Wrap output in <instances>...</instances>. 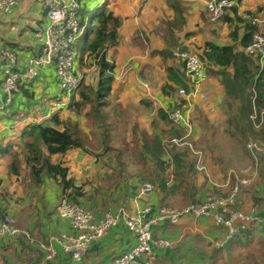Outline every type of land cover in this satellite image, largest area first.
Wrapping results in <instances>:
<instances>
[{
	"label": "crops",
	"instance_id": "1",
	"mask_svg": "<svg viewBox=\"0 0 264 264\" xmlns=\"http://www.w3.org/2000/svg\"><path fill=\"white\" fill-rule=\"evenodd\" d=\"M180 1L186 7V12L193 14H191V17L189 16V21L192 18L194 22L195 15H197L196 12L201 10L204 5L206 6L209 0H197L198 2H193V0ZM26 2L28 5L31 4V0H26ZM124 2H126L127 6V16L123 26L120 28L118 44L112 46L108 54L111 59H115L118 62V67L115 73L114 90L106 111H110L111 115L116 117V120H119L120 127H123L124 131L126 130L125 136L127 142L132 139L133 135L137 136L138 134L141 136L144 132L149 135L156 132L165 137L167 135L165 131L170 126L160 117V114L162 110L164 111V108H171L174 105L178 95L176 92L164 91L163 85L168 80V67L174 68L175 65H182L181 59L174 53L175 48L179 45L188 50L198 51L194 47V42L198 41L203 44V39L199 41L197 39L199 37L194 34L190 37L186 36L185 33L189 30L184 29L179 39L176 33H174L178 42L177 44L169 43L170 35L169 33H165V20L168 16L172 17L173 15L171 6L172 2L175 3L173 0H148L143 3V6L142 2L139 3L138 0H125ZM39 6L40 13L44 18L38 20L35 27H32V25H28L24 29L15 27L17 30L15 34H12L9 26L13 24L12 20L5 18V16L24 17L25 13L21 8V0L14 12L5 15L0 14L4 15L0 16V32L2 33L3 30L1 37L3 44L1 48L10 47L17 51L20 56L19 66L23 69L25 68L27 59L30 56L38 54L41 48L40 42L35 37V32L45 30L49 22L41 1L39 2ZM263 9L264 0H242L238 4L237 16L246 17L248 11L258 12V10ZM260 13L261 15L259 16L263 15L264 19V14ZM227 16H232L234 19L237 18L233 11ZM147 32L151 34L152 41L146 37ZM159 32L163 34L161 35ZM209 36L207 39H212L221 45L231 43L227 31L218 33L217 35L211 33ZM31 37L36 43V47L27 44ZM164 52L168 53L164 54ZM155 67L156 70H159L158 72H156ZM208 69L209 65L206 63V79L202 85L205 97L194 99L191 115L195 124L194 117L197 118L195 110L196 108H200L202 114L205 113V118L208 117L211 124L215 121V117L220 122L226 124V116L218 108L219 106L222 107V104L224 105L225 88L221 83V78L216 74H211ZM145 80L153 83H149V89L143 88L145 87ZM184 80L187 84L186 87H188L186 73ZM57 81L55 68L52 66L44 67L38 78L32 81L35 82L34 87L31 86L33 87L34 98L24 96L20 93L21 89L15 94L14 101L7 110L8 112L4 111L0 113V130L8 128L7 131L2 132L8 140L13 135H19L25 122L21 121V125L16 124L19 121H16L15 117L10 116L13 111H34L32 112V118L27 119L35 122L49 116L51 112L45 114L44 110H41V107L43 101L49 98L50 92L55 91V87L58 88ZM23 82L28 83L31 81ZM2 93L0 82V94ZM154 99H159L161 107L157 114H153V106L148 105L149 103L152 104ZM40 103L41 107L39 108L38 105ZM55 103L53 105L57 107ZM33 105H36L35 110ZM51 105L50 100L48 106L50 107ZM209 109L212 111L209 112ZM39 112L42 116L39 115ZM73 119L78 120V117L73 114ZM82 119L83 121L80 120V122L84 126L83 131L89 136L90 140L95 135L97 140H100L98 141L99 145L96 146V149L88 147L87 144L85 149H73L68 152L64 159L77 176L78 184L82 185V182L89 181L100 182L99 185L103 186L102 182H106L104 187L106 189H100L101 193L94 199L92 198V192H95V188L93 187L89 189L86 187V195L80 199L82 205L92 213L94 220L100 221L105 217L107 212L114 213L122 206L134 214L145 208H151L149 216L154 217L163 205L182 207L187 205L192 200V197L203 200L208 196L209 189L214 186L211 183L207 184L203 182L202 177L199 176L195 184L196 189L193 192H187L186 187L172 188V191L168 189L166 192L157 188V190L151 193L140 196L139 190L143 183L139 180V176L132 172L133 170L142 169L144 165L137 157L135 149L128 146L129 148L126 147L127 151L122 153L121 156H118L120 153L115 147L105 152V147L102 144L103 137L102 135L99 136L102 127L95 128L85 117H82ZM141 122L145 126H142ZM196 123H199V120ZM195 126L193 139L198 142L197 140L202 133V128H200V125L198 127L197 125ZM94 131L96 134H94ZM0 145L6 146L2 143ZM208 155L212 156L211 153ZM208 155L206 153V160L214 178L217 181L222 180L223 178L218 173L221 170L218 168L226 170V165L229 164L228 160L218 159L217 161V158H214L216 163H222L221 167L219 164L210 163ZM216 155L218 156V154ZM147 162L150 166L153 165L149 160ZM13 177L17 181L20 178L15 175ZM45 183L48 182L34 183V187L41 194V203L34 204L36 211L35 214H29L31 219H25L19 215L24 211L21 207L19 210L15 207L8 213L17 218V222L21 227L30 230L34 234L37 243L21 244L17 240H14V238L1 237L0 264H113L115 257L130 250L137 243L136 235L123 221H119L104 237L90 245L86 256L82 260H74L54 239L56 235L73 232L69 220L62 218L56 210L59 203L57 198L61 195V189L55 186V193L50 198L42 194V192H46L44 189ZM258 188H242L235 207L246 210L255 208L258 214L263 216L264 210H260L257 207L254 199L255 195L259 192ZM86 196L89 197V200L85 199ZM262 218L264 220V217ZM251 229L254 231V240L257 239L261 243V247H259L257 252H251L252 250L248 246L252 243H249L244 235L239 237V240H226L225 230L222 227L216 226L208 217L196 218L187 215L183 216L177 223L160 220L153 225V240L168 238L175 241V246L172 249H161L153 241L152 251L154 259L148 262L149 259L143 256L138 258L136 264H239L240 261H242V264H264L263 222H259L251 227ZM40 242L52 244L57 250L56 255L51 259L47 258L46 251L39 247L38 243Z\"/></svg>",
	"mask_w": 264,
	"mask_h": 264
},
{
	"label": "trees",
	"instance_id": "2",
	"mask_svg": "<svg viewBox=\"0 0 264 264\" xmlns=\"http://www.w3.org/2000/svg\"><path fill=\"white\" fill-rule=\"evenodd\" d=\"M124 1L82 0L81 15L83 17L82 26H84V31L74 47L78 55L77 64L79 69L88 67L91 63L96 65L98 73L96 81L88 83L85 81L86 78H84L80 87L69 97L59 90V86L58 88L55 87V91H51L50 95H48L49 101L51 100L52 105L55 102L56 105H63L49 114L50 107L46 106V103L44 104L45 101H43L44 112L45 114L48 113L49 116L38 122L31 119L28 120L27 118L30 117L22 118L18 114V110L13 111L10 116L15 117L16 121H25L17 141L21 151L11 144L0 145V157L8 156L10 159L8 165L10 175H15L19 178L22 174L21 165H24L35 183H42L46 179L54 181L61 189V200L67 198L82 205L80 199L86 195L87 185L85 184V187L83 184H78L77 176L64 159L71 150L85 149L86 144L92 143L80 124L82 117H85L94 127L107 128L102 140L105 152L115 147L119 150L120 154L118 156H121L122 153L127 151L128 146L135 149L137 157L144 166L142 169L133 170L132 173L139 176V180L142 183L153 182L156 185L155 190L159 188L161 191L166 192L168 189L172 191V188L186 187L187 192H193L196 189L195 184L199 176L202 177L203 182L207 184L210 182L208 175L197 167V158L191 148L188 145L178 146L172 141L173 138L183 136L184 127L172 121L165 111H161L160 117L169 126L172 125L170 130L166 129L165 134L167 135L165 137L156 132L152 135L144 132L141 136L136 133L137 136L133 135L129 142L126 141V130H121L119 120H116V117L112 116L110 111H106L114 90L115 73L118 67V62L115 59H111L108 54L111 47L118 44L120 28L123 26L127 16V6ZM138 1L139 3L142 2L143 6V3L148 0ZM173 1L175 2L171 4L173 15L172 17L168 16L165 20V33L170 35L169 43L177 44L174 33L179 39L184 29L189 30L185 33L186 36L190 37L194 34L199 37L197 38L199 41L203 39V44L196 41L194 42V47L209 65L208 71L211 74L218 75L225 88L224 104H226V109L223 111L226 116L225 132L228 135H233L234 138L236 135H240L243 140L246 138H249V140H264V126L256 129L250 117L254 108L253 88H255L256 92V105L259 108H264V69L261 72L259 71L257 58L246 50V47L252 42L253 33L259 28L257 25L252 24V18L261 15L260 12L264 14V9L258 10V12L248 11L246 17L237 16L238 4L242 0H235L237 5L234 6L232 11L237 16L236 19L226 15L216 22H210L207 6L204 5L201 10L196 12L197 15H195V21L193 22L192 18L189 21V16L191 17L192 13L186 12V7L182 5V2L180 0ZM95 2H98V8L96 9L94 8ZM208 23L211 25L209 31L207 30ZM224 31L229 33L230 44L221 45L212 39H207L211 33L217 35ZM159 34L162 35L163 33L159 32ZM146 37L152 41L149 32H147ZM166 53L168 52H164V54ZM181 61L182 65H175L174 68L168 67V80L163 85L164 91L169 90L171 93H177V86H187L184 80L185 62L182 59ZM34 84L35 82L32 81L28 83L22 82L20 93L28 98H34V91H32ZM148 105L153 106V103ZM72 113L78 117V120L73 119ZM201 114L200 108H196L195 115L197 118L194 117L195 125L197 127L200 125L202 131H204L208 127L209 118L206 117L205 123L203 122L202 124V122L200 123ZM197 120H199V123H196ZM116 131L121 132L120 139L123 141L111 144L112 139L118 136ZM94 134H96L95 131ZM114 134H116L115 137H113ZM192 142L196 148L204 152V162L208 166L204 147H201L193 138ZM246 151L252 158L247 144ZM19 153L23 154V159L19 158ZM147 160L152 162L153 165L150 166ZM252 161L254 162L253 158ZM258 165L256 181L250 185H241V189L250 187L254 189L264 185L263 153L258 156ZM172 166L175 177L173 182L168 184L166 180L167 174ZM208 168L214 178L209 166ZM222 172V180L213 179L219 184L225 183L229 176V170L223 169ZM216 191L220 192V189L216 188ZM255 196L257 207L263 210L264 195L260 196L258 193ZM195 201H202V199L192 197L189 203ZM56 210L58 211V206ZM4 217V214H0V219ZM262 222L264 226V220ZM243 235L249 243L254 241V231L251 228L231 240L238 239ZM14 240L21 244L30 243L23 236H19Z\"/></svg>",
	"mask_w": 264,
	"mask_h": 264
},
{
	"label": "built area",
	"instance_id": "3",
	"mask_svg": "<svg viewBox=\"0 0 264 264\" xmlns=\"http://www.w3.org/2000/svg\"><path fill=\"white\" fill-rule=\"evenodd\" d=\"M20 0H0V13L10 14L19 5ZM43 9L48 19L45 30L36 31L35 37L40 42L41 48L38 54L27 59L25 68H21L20 56L17 51L10 47H2L0 51V80L3 93L0 94V113L8 109L14 101V96L21 89L23 81H33L42 73L44 67L55 68L58 86L68 97L76 91L83 79L84 72L77 70L78 55L75 50V43L84 31L81 15L82 0H41ZM235 0H209L206 3L209 20L216 22L228 15L234 6ZM252 24L259 28L253 33L252 42L246 47L249 54L257 58L259 71L264 69V19L253 17ZM175 55L184 60L185 73L188 87L177 88L178 98L171 108H164L169 118L184 127V134L180 138H173L172 141L178 146L188 145L197 158V167L204 171L214 186L221 188V192L209 194L202 201L191 202L182 207L163 205L158 214L149 216L151 208H145L137 213H131L124 206L116 212H107L100 221L93 218L92 213L83 205L62 199L58 205V213L62 218L69 220L73 229L72 233H65L54 236V239L61 248L76 260H82L90 245L104 237L110 229L119 221H123L128 228L136 235L137 243L128 251L115 257L113 264H136L138 258L147 257L151 262L154 259L152 242L161 249H172L175 241L168 238H157L153 240V225L160 220H168L177 223L183 216L196 218L208 217L213 223L225 230L226 240H231L263 221L261 215L255 208L249 210L236 208L237 198L241 185H250L258 177V156L264 154V140L251 139L247 148L254 159L253 171L248 176H240L230 170L225 183L219 184L212 179L210 170L204 162V152L195 147L192 142L195 124L191 115L194 99L205 97L202 85L206 79V63L198 51L188 50L181 46L175 49ZM146 88L150 85L145 83ZM254 92V108L251 119L256 129L264 126V108L256 105V92ZM153 114L159 112L160 104L157 99L153 100ZM63 104H57L56 108ZM56 108L50 112H54ZM173 166L167 174V182L171 184L174 180ZM153 182H144L139 190V195H146L155 190ZM226 188V189H225ZM18 238L23 236L30 243L37 240L30 230L21 227L17 219L12 215H6L0 219V238ZM39 247L46 251L47 258H53L57 250L52 244L46 242L38 243Z\"/></svg>",
	"mask_w": 264,
	"mask_h": 264
},
{
	"label": "rangeland",
	"instance_id": "4",
	"mask_svg": "<svg viewBox=\"0 0 264 264\" xmlns=\"http://www.w3.org/2000/svg\"><path fill=\"white\" fill-rule=\"evenodd\" d=\"M40 1L31 0V4L28 5L26 0H21V8L23 9L25 16L24 17L5 16V18H9L10 20H12L13 24L9 25L12 34L17 33L16 28H23L24 29L28 25H32V27H35L37 21L44 18V16L41 15V13H40V6H39ZM193 2H198V1L193 0ZM95 3L96 4H94V8L96 9V8H98V2H95ZM193 4L195 5V3H193ZM0 14H3V13H0ZM4 15H0V16H4ZM258 17L263 18V15L258 16ZM209 28L211 29V25L208 23V25H207L208 31H209ZM2 34H3V30H2V33L0 32V48L3 44V40L1 39ZM222 38H224V37H222ZM219 40L223 41L222 39H219ZM27 44L29 46L34 45V47H36V43L33 41L32 37L30 38L29 42H27ZM78 48H79V45H78ZM91 64L82 70L84 72V78H86L85 81L88 83H90L91 81L95 82L97 79V74H98L97 69H96V65H94L93 63H91ZM76 68H77V70L79 69L78 67H76ZM155 70H156V67H155ZM143 71H145V69H143ZM158 71L159 70H156V72H158ZM151 73H152V71H151ZM152 75H153V73H152ZM155 75H157V73H155ZM153 78H155V77H153ZM144 82L145 83L148 82V84L149 83L153 84L152 82L146 81V80ZM143 88H145V87H143ZM59 90H60V88H59ZM45 103H46V106L49 105V98H47V100L44 102V104ZM40 105H41V103L38 105L39 108L41 107ZM225 105L226 104H224V105L222 104V107H220V106L218 107L221 112H223L224 109H226ZM35 106L33 105L34 110H35ZM54 108H56L55 105L50 106V109H54ZM42 109L44 110L43 106L41 107V110ZM211 111L212 110L209 109V112H211ZM32 112H34V111L27 112L25 110V111H18V114L22 118H27V117L32 118V115H30ZM204 114H201L202 115V117L200 119L201 122L202 121L204 122V118H205ZM39 115L42 116V114L40 112H39ZM81 121H83V120L81 119ZM212 123L213 124H211L210 120H209V122H207V126H208L207 129L202 131V133L200 134V136L197 140L199 145L201 147H204L207 155L209 153L212 154V156L208 155V157H209L208 161L210 163L212 162L214 164H219L221 166L222 163H216L214 158L215 159L217 158L216 159L217 161H218V159H223L225 161L228 160L229 164L226 165L227 166L226 171L233 170L240 176H248V175H250V173L254 172L253 171L254 170L253 169L254 163L252 161V158L249 156L248 152L246 151V144L250 141L249 138H246L245 140H243L242 136H240V135H236L235 138L233 135H228V133L225 132L226 124L220 122L217 117H215V121H213ZM16 124L21 125L22 123H21V121H19ZM80 124L82 125V129H83L84 126H83L82 122ZM141 125L145 126V124L143 122H141ZM95 128H100V127L95 126ZM121 128L123 129V127H121ZM170 128H172V125L169 127L168 130H170ZM106 129H102L101 134L99 133V136L102 135V137H104ZM7 130H8V128H6L5 130H0V143H2L4 145L11 144L13 146H16L17 150L21 151V147H19V144H17V141L19 140L18 134L13 135L12 137H9L10 139L8 140V138L5 137V134H2V132L7 131ZM171 131H172V129H171ZM116 133L118 134V136L116 138L115 137L116 134H114L113 137H115V138L112 139V142H110L111 144H116L117 141H120V142L123 141L120 139L121 132L116 131ZM20 141H21V139H20ZM91 141H92L91 144H87L88 147H93L96 149V146L99 145L98 141H100V140H97L96 136L93 135L91 137ZM216 154H218V156ZM19 158L23 159L22 153H19ZM9 162H10V159L8 156L0 157V213H4V215H9L8 213H10L13 208L16 207V209L19 210L21 207L24 209V211L21 212L19 215H21V217H23L25 219H27V218L31 219L29 214L30 215L35 214L36 208L34 207V204H40L41 203V198H40L41 194L39 193V191H37V188L34 187L35 181H33L30 174L27 172V168L25 169L24 165L23 166L21 165L22 174H21L19 180L17 181V179H15V177H13L14 175L9 174V171H8ZM258 167H259V165H258ZM216 168H218V167H216ZM218 169L221 170L218 173H220V176L223 177L222 168H218ZM212 179H214V178L212 177ZM44 182H48V183H45L44 189L46 190V192L45 193L42 192V194H45V196H49L51 198L52 195L55 193L54 187L57 185L55 184L54 181L49 180V179H46ZM52 182H54V183H52ZM210 183L211 182H208V184H210ZM82 184L85 187L87 185L88 189L92 188V187L95 188V192H92V198L94 199L97 195H99V193H101L100 189L105 187L106 182H102L103 186L99 185L100 182H89L88 181V182H82ZM214 187H216V186H214ZM258 187H259L258 188L259 195L263 196L264 195V185H260ZM57 188H59V187L57 186ZM216 188H218V187H216ZM105 189L106 188H104V190ZM219 189L221 192L222 191L221 188H219ZM209 190H210L209 194L217 192L216 189L213 187H211ZM42 199H44V198H42ZM57 199L60 202L61 201V195ZM85 199L89 200V197L86 196ZM85 199H83V200H85ZM83 202H85V201H83ZM18 219H19V217H18ZM248 247L252 250L251 252H253V251L257 252L259 250V247H261V243L256 239ZM239 264H242V261H240Z\"/></svg>",
	"mask_w": 264,
	"mask_h": 264
},
{
	"label": "clouds",
	"instance_id": "5",
	"mask_svg": "<svg viewBox=\"0 0 264 264\" xmlns=\"http://www.w3.org/2000/svg\"><path fill=\"white\" fill-rule=\"evenodd\" d=\"M231 12H232V11H231ZM178 47H179V46H178ZM176 48H177V47H176ZM176 48H175V49H176ZM174 53H175V52H174ZM79 70H82V69H79ZM83 80H84V79H83ZM82 82H83V81H82ZM81 84H82V83H81ZM218 189H219V188H218ZM208 195H209V194H208ZM114 259H115V258H114Z\"/></svg>",
	"mask_w": 264,
	"mask_h": 264
}]
</instances>
